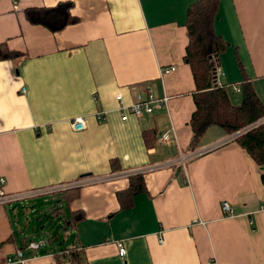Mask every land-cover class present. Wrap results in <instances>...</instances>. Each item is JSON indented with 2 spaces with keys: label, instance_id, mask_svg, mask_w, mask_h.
<instances>
[{
  "label": "crops",
  "instance_id": "crops-1",
  "mask_svg": "<svg viewBox=\"0 0 264 264\" xmlns=\"http://www.w3.org/2000/svg\"><path fill=\"white\" fill-rule=\"evenodd\" d=\"M56 1L0 0V42L19 53L0 59V177L4 193L74 183L60 201L49 193L73 237L43 232L29 247L33 233L16 232L10 217L17 201L0 203V264L20 245L23 264H74L54 254L58 245H75L77 264H264V167L234 139L239 131L215 124L188 149L184 21L194 0H71L74 23L51 31L26 20V6ZM213 26L227 43L216 82L238 103L239 62L264 103V0H218ZM148 92L166 100L120 117V104ZM75 115L82 129L70 126ZM137 172L144 189L120 205L116 192Z\"/></svg>",
  "mask_w": 264,
  "mask_h": 264
},
{
  "label": "trees",
  "instance_id": "trees-1",
  "mask_svg": "<svg viewBox=\"0 0 264 264\" xmlns=\"http://www.w3.org/2000/svg\"><path fill=\"white\" fill-rule=\"evenodd\" d=\"M217 3L218 0H194L188 5L185 13L187 42L183 59L189 65L194 82L192 92L194 109L188 120L191 128L188 149H193L206 128L215 124L225 133L232 134L239 131L235 133L234 139L256 164L262 167L264 166V119L261 118L264 116V103L256 94L251 78L245 74L238 62L242 74L238 103L229 100L228 84L216 82V57L227 45L222 36L215 32L213 26ZM71 7V0H58L51 5L26 6L23 13L30 23L41 24L55 31L78 20V17L71 12ZM17 55H19L17 51L7 48L0 42V59ZM150 133L152 130L146 129L142 135L147 137ZM71 188L64 187L53 192L60 201L59 197H63L64 192ZM142 189L144 184L141 173L129 174L125 189L116 192L120 205H127V198ZM58 207L57 205L54 209L57 210ZM19 248H22V245ZM57 248L54 254L60 259L68 258L67 260L74 264L80 262V255L75 245H58Z\"/></svg>",
  "mask_w": 264,
  "mask_h": 264
},
{
  "label": "rangeland",
  "instance_id": "rangeland-1",
  "mask_svg": "<svg viewBox=\"0 0 264 264\" xmlns=\"http://www.w3.org/2000/svg\"><path fill=\"white\" fill-rule=\"evenodd\" d=\"M54 198L52 194L42 193L18 200L14 204L17 207V212L10 211V217L13 221L15 231L17 232L19 228L26 229L29 234L33 233L31 234V238L36 240L44 232L45 234L51 235L54 240L58 238L59 240L63 239L65 244H69L73 234L71 232L69 233L70 229L65 225V212L63 214L60 211L63 209L62 206L57 203L59 201H52ZM29 204H35L34 207H36V210L31 211L28 206ZM57 204H59V207L55 210L54 208L57 207ZM39 231L40 234H36Z\"/></svg>",
  "mask_w": 264,
  "mask_h": 264
},
{
  "label": "built area",
  "instance_id": "built-area-1",
  "mask_svg": "<svg viewBox=\"0 0 264 264\" xmlns=\"http://www.w3.org/2000/svg\"><path fill=\"white\" fill-rule=\"evenodd\" d=\"M173 68L174 66L170 65L168 67L163 68L162 71L166 72V71L172 70ZM120 97H121L120 93L115 94V98L119 102L121 101ZM165 100H166V96L155 97L148 92L146 96L141 100L135 101L129 105L120 104L119 108L122 110L120 117L122 119L126 118V112L132 113L134 115H140L143 112H150L152 110L153 105H160ZM95 115L97 119L101 120L100 110L96 111ZM262 119H264V116L261 118V120ZM69 124L75 130L82 129L84 127L83 117L81 115H75L69 119ZM160 139L167 140L168 139L167 134L165 132H162L160 134ZM83 182L84 181L77 182V183L79 184ZM3 183H4V178L0 177V203H6V202L15 201V200L18 201L23 198L31 197V196L42 194V193H52L53 191H56L58 189H62L64 187H68L74 184V183H70V184H65V185H60V186L30 189L27 191H20V192H15V193H4L2 189ZM220 207L225 215L231 214V208L226 201H221ZM261 208H264V203L261 205ZM39 244H42V240H29L27 242V245L29 247H37ZM117 246H118V253L120 255H123L125 250L120 241L117 242ZM23 262H24V257H23L21 248H18L15 250L14 257H7L6 259L7 264H23Z\"/></svg>",
  "mask_w": 264,
  "mask_h": 264
},
{
  "label": "water",
  "instance_id": "water-1",
  "mask_svg": "<svg viewBox=\"0 0 264 264\" xmlns=\"http://www.w3.org/2000/svg\"><path fill=\"white\" fill-rule=\"evenodd\" d=\"M262 167H264V166H262Z\"/></svg>",
  "mask_w": 264,
  "mask_h": 264
}]
</instances>
